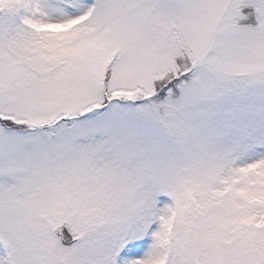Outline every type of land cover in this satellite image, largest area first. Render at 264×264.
Listing matches in <instances>:
<instances>
[{
  "label": "snow or ice",
  "instance_id": "obj_1",
  "mask_svg": "<svg viewBox=\"0 0 264 264\" xmlns=\"http://www.w3.org/2000/svg\"><path fill=\"white\" fill-rule=\"evenodd\" d=\"M0 264H264V0H0Z\"/></svg>",
  "mask_w": 264,
  "mask_h": 264
}]
</instances>
